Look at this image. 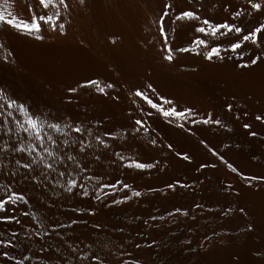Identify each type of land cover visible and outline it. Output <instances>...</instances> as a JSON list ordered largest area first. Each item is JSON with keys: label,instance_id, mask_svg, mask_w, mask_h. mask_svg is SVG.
<instances>
[{"label": "bare ground", "instance_id": "1", "mask_svg": "<svg viewBox=\"0 0 264 264\" xmlns=\"http://www.w3.org/2000/svg\"><path fill=\"white\" fill-rule=\"evenodd\" d=\"M163 2L85 0L80 4L78 0H68V12L60 9L55 30L43 25L40 40L34 38L36 33L29 35L27 31L0 23V92L23 103L45 125L52 122L82 125L85 129L82 133L65 129L67 137L62 133L51 135L58 142L68 140V145H60L64 162L55 165L57 172L72 171L74 164L69 166L67 156H75L85 171L79 176L73 173V178L78 180L74 191L79 193L81 187H86L90 193L89 197L66 193L63 187L66 177L52 174L49 179L53 183H49L40 175L46 171L42 166L35 168L38 183H34L30 178L33 173L16 165L17 158L23 162L28 157L11 151L17 140L4 135V126L10 124L15 128V124L0 110V148L5 140L9 142L8 151L0 152V197L12 189L27 200L17 203L10 212L0 213L13 215L20 221L19 224L0 221V240L10 238L11 232L17 233L15 246L6 249L9 255L16 259L29 255L31 259L25 264H61L66 257L67 264H77L68 251L71 245L78 249L74 255L88 252L90 257L95 253L103 258L104 264L133 261L137 264H264V181L241 179L199 143L203 139L243 175L264 176V123L255 120L257 115L264 117V58L247 68L235 66L247 63L249 56L260 55L264 35L258 34L259 46L250 42L243 45L242 57L227 51L228 44L223 38L209 40L213 45L219 42V57L205 61L202 54H197L200 50L190 43L199 35L194 31L198 23L173 22L169 17L165 24L169 45L173 49L190 47L194 51H173V60L164 61L154 24ZM34 3L35 0H0V11L6 15L14 13L19 17L16 22L20 23L21 19H30L27 6ZM175 3L176 7L196 10L201 19L212 23L232 19L224 11L225 3L244 10L243 0H193L191 4L188 0H175ZM55 11L49 9L48 14ZM257 21L264 22V15L246 16L242 23L247 29ZM232 22L240 21L232 19ZM60 23L65 26L63 34ZM86 79L98 80L101 85L112 83L113 87L106 89L104 95L93 86L68 92L69 87L75 88ZM136 88L162 109H167L170 106L167 101H172L171 107L191 108L193 112L180 121L165 118L144 100L129 94ZM226 104L233 106L230 112L225 110ZM205 117L218 118L223 126L191 123ZM135 119H141L148 131L138 128L133 133ZM177 123H183L185 128L176 127ZM244 123L250 129L245 130ZM43 131L50 132L47 127ZM248 131L256 135L249 136ZM105 132L112 136L104 135ZM17 135L42 152L27 134ZM96 136L109 147L105 149L99 144ZM72 137L78 142L73 143ZM81 137L91 145L84 153L78 151ZM43 139L47 144V136ZM150 140L156 143L150 144ZM177 152L190 155L192 162L181 160ZM117 153L122 160L117 158ZM96 155L100 156L99 160L93 159ZM31 158L35 159V155ZM132 161H155V165L145 170L122 166ZM200 163L216 167L197 172ZM88 176L92 179L85 181L83 177ZM117 179L121 184L116 190L104 187L96 191L100 184L114 183ZM174 179L187 182L189 188L165 189V183ZM56 181L61 187H54ZM125 183L128 189L123 187ZM229 184L231 189L222 190ZM133 191L141 195L134 197ZM101 193L108 195H102L100 201L92 199ZM125 194L129 197L127 201L122 199ZM113 199L121 203L112 204ZM104 204L108 206L103 207ZM176 207L182 208L186 215H166ZM77 208L79 213L72 211ZM224 208L230 211L222 216L220 212ZM88 209L95 210L93 216L87 215ZM150 216L157 219L145 224ZM161 216L163 220L158 218ZM72 219L78 222L71 228L51 230L55 223L68 225ZM94 223L100 227L93 228ZM249 223L254 225L250 232L246 230ZM117 228L122 231H116ZM46 231L48 235L44 234ZM205 236L209 240L205 241ZM153 240L156 244L146 247ZM136 244L141 247L136 248ZM41 248L47 251L42 252ZM0 264L15 262L0 257ZM84 264H91L90 259Z\"/></svg>", "mask_w": 264, "mask_h": 264}, {"label": "snow or ice", "instance_id": "2", "mask_svg": "<svg viewBox=\"0 0 264 264\" xmlns=\"http://www.w3.org/2000/svg\"><path fill=\"white\" fill-rule=\"evenodd\" d=\"M189 4L193 2V0H188ZM78 3L84 4L85 0H78ZM215 7V5H213ZM241 7L244 9L241 11L240 8H231L227 3L223 5L224 11L226 13H230V17L232 19H236L237 21H240L238 23H233L232 19L226 18L223 22H216L212 23L209 19H201V17L197 14L196 10L189 9V8H179L176 7L175 0H164L160 14L154 18V24L156 26V29L159 33V37L161 40L162 48H163V54L162 59L164 61L171 62L173 60V51L176 53H184V52H193L194 49L190 47H176L173 49L169 43L167 42L169 39V32L165 27V24L167 23L168 18L170 17L173 22H183V21H195L198 23L199 26H196L194 28L195 33L199 34L196 35L194 39L190 41L192 45L196 46V49H199L200 52L197 54H202L203 59L205 61H210L214 56L219 57V47L220 44L217 42L216 44H210L209 40H216L217 38H223L225 42L228 44L227 51L237 53L238 56H243L242 46L245 45L247 42H250L251 45H257L259 46V35H264V22L257 21L256 24L251 26L250 28L245 29L243 26V18L248 16H254L255 14H261L264 15V0H243V4ZM63 8V10L67 13L70 4L68 3V0H35L34 4H28L27 6V13L30 17V19H21L20 23H17L16 21L19 19V17L15 16L14 13H7L0 11V23L13 28L17 31H27L29 35H32L33 33H36L35 39L40 40L42 39V36L39 35V33L42 31L43 25H49L50 27L55 30V25L58 22V19L60 18V9ZM49 9H55V13L52 15H49ZM10 17V18H9ZM64 24L60 23L59 28L61 30V34H63L64 30ZM175 31V30H173ZM207 37V39L202 38ZM231 37V39H229ZM11 55V53H9ZM261 58H264V49H262L260 55L258 56H249L247 57V63L240 64L237 63L236 67H244L247 68L249 65H256L258 60ZM3 59L6 60V57ZM93 86L95 90L104 95L106 94V89H111L113 87L112 83H107L104 85H101V82L94 79H86L83 84H78L75 88L69 87L68 92L75 93L77 91V88H84ZM151 87V85H149ZM131 96L140 98L141 100H144L152 109H155L157 112H159L162 116L165 118L174 119L176 121L183 120L186 115H190L193 112V109L191 108H183L178 109L176 107H171L172 101H167L168 105H170L167 109L160 108L157 104L153 103L151 99H148L145 94L139 89L136 88L134 92L129 93ZM118 97H112V99H117ZM0 101H3L0 103V110H3L5 115L9 117L12 124H15V128H13L10 124H5L4 126V135L9 138V140H17V143L11 146V151L13 153H20L23 154V156L28 157V159H24L23 162L21 158L16 159V165L20 169H26L29 172H32L33 175L30 177L34 183H38L37 177L35 175V168L36 166H42L43 170L40 173L41 177L48 181L49 183H53L52 180L49 179L50 175L55 174L61 178L66 177V182L64 183V191L69 194L73 195H81L82 197H89L90 193L86 189V187H81L79 193L75 192L74 190L78 186V180L73 178V173L77 176L80 175V173H83L85 171V168L76 160L75 156L68 155L67 161L70 162L69 166L74 164V168L72 171H59L57 172V169L55 165L61 164L64 162L62 160V157L64 156V150L60 147L61 144L68 145V140H63L58 142L51 133H62L65 137L68 136V132L65 131V129H70L71 132L74 133H82L85 131V129L82 127L81 124H69V123H60V122H52L47 123L45 125L44 121L40 120L38 116L34 118V114L31 113V110L26 107L23 103H18L16 99H13L11 97H7L4 95L3 92H0ZM133 103H135V100H133ZM231 104L225 105L226 111L232 110ZM15 117L14 120L12 118ZM23 117V119H21ZM255 120L261 123H264V117L257 115L255 117ZM192 124H216L221 125V121L218 118H209L205 117L200 120H191ZM133 127H131V131L133 133L137 132L138 128L143 129L144 131H148L147 128L144 126V122H142L141 119H135L133 121ZM223 126V125H221ZM44 127H47L50 132L45 133L43 131ZM176 127L178 128H185V125L183 123H177ZM242 127L245 130L250 129V125L248 123H244ZM187 131V129H185ZM24 132L29 137V140H34L37 142V144L42 148V152L37 150V147L34 146L32 143L28 142L25 143L23 140H20L18 138V133ZM91 135V133H89ZM104 135L106 136H112V133L105 132ZM249 136H255L256 133L253 131H248ZM47 136V144H45L43 137ZM115 138V137H113ZM73 143H77L75 137L71 138ZM95 139L98 141L99 144L103 145L105 149L109 147L107 143L104 142L103 139H101L100 136H96ZM150 144H155L156 142L154 140L149 141ZM201 145H204L207 151L216 159H218L222 164H226L227 168L232 172L235 173L237 176H240L241 179H244L246 181H253V180H262L264 181V176H245L242 173H240L236 167H234L231 163H228L225 158L218 154L212 147L208 146L203 139L199 141ZM55 146L54 148L51 146ZM79 148L78 151L80 153H84L86 148L91 147L89 143L86 142V138L81 137V140L79 141ZM168 147L171 149V145H168ZM227 147V145H225ZM9 148V142L8 140L4 141V147L0 148V152H7ZM35 155V159H32V155ZM117 158L122 160L123 157L120 156L118 153L116 154ZM176 155L183 161H187L189 163L192 162L193 158L182 152H177ZM51 158V159H48ZM94 160H99L100 156L96 155L93 157ZM155 165V161L151 163L146 162H139V161H132L131 163L127 165H122L124 167L128 168H135L139 170H145V169H152ZM215 164H209V163H200L199 166L195 169L197 172H200L202 169L205 168H215ZM15 175V173H13ZM85 181H89L92 179L91 176L83 177ZM121 184V181L119 179L115 180L114 183H108L100 184L98 188H96V191L99 192L101 188L108 187L113 190H116L117 185ZM54 187H61V184L59 181H56L54 183ZM123 187L125 189L129 188V185L127 183L123 184ZM165 189L172 190L174 187H180V188H189V185L187 182L181 183L178 179H174L171 182H166L164 185ZM232 185H227L222 190L227 191L228 189H231ZM149 191H159L158 189H149ZM6 195L3 197H0V213L10 212L12 208L15 207L17 203L23 202L27 203V200L25 199V196L21 194L20 192L12 189L6 190ZM102 195H108V193H101V195H97L92 197L95 201H100ZM141 193L139 191H133L132 196L139 197ZM122 199L124 201H127L129 197L127 194H125ZM112 204H118L121 203V200L113 199L111 201ZM103 207H107V204L102 205ZM193 207H202V205H193ZM72 211H75L76 213L80 212V209H72ZM94 211L92 209L86 210L87 215L89 217L94 215ZM230 210L228 208L222 209L220 212V215H226ZM241 212H243V209H240ZM24 215H27V213H23ZM180 215L184 216L186 215V212L179 207H176L171 212H167L166 215L173 216V215ZM160 220H163V216L158 217ZM33 220L36 218L33 217ZM157 217H149L148 220L145 221V224H148L150 220H155ZM0 221L3 222H15L17 224L20 223L19 220L16 219L13 215H0ZM76 219H72L68 225H64L62 223H55L52 227V231H55L56 228H71L73 225L77 224ZM81 223H87L86 221H80ZM39 227V225H37ZM93 228H99L100 225L98 223H94L92 225ZM254 228V225L249 223L247 225V231H252ZM116 231H122V229L117 228ZM27 231V229H25ZM241 231H244V229H241ZM45 235H48L49 233L46 231L44 233ZM214 235H217L214 233ZM17 236L16 232L10 233V238L2 239L0 240V248L5 249L4 251H0V257L4 258L7 261H13L15 264H25L26 261H29L31 257L29 255H23L22 258L16 259L15 257L9 255L8 251L6 249L14 247L13 240ZM57 236L60 237L61 240H65V237L62 236L60 233H57ZM204 240H209L208 236L204 237ZM185 244L188 242L185 241ZM156 244V241L153 240L152 244L146 245V247L151 248L153 245ZM136 248H140V244L135 245ZM41 251H47L46 249L41 248ZM68 251L70 254L73 255L74 260L77 262V264H84L85 260L90 259L91 264H104L103 258L96 255L95 253L91 254L89 257L88 252H80L79 255H74L78 249L72 247L71 245H68ZM193 251H195L193 249ZM61 264H67V257L61 262ZM118 264H127V262H118ZM132 264H137L136 261H133Z\"/></svg>", "mask_w": 264, "mask_h": 264}]
</instances>
